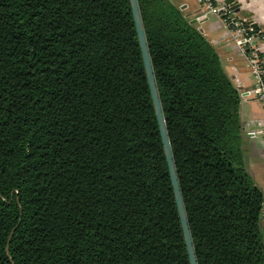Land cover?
Masks as SVG:
<instances>
[{
    "label": "trees",
    "instance_id": "16d2710c",
    "mask_svg": "<svg viewBox=\"0 0 264 264\" xmlns=\"http://www.w3.org/2000/svg\"><path fill=\"white\" fill-rule=\"evenodd\" d=\"M138 1L198 264H264L239 91ZM0 264H190L129 0H0Z\"/></svg>",
    "mask_w": 264,
    "mask_h": 264
},
{
    "label": "crops",
    "instance_id": "0c3cea01",
    "mask_svg": "<svg viewBox=\"0 0 264 264\" xmlns=\"http://www.w3.org/2000/svg\"><path fill=\"white\" fill-rule=\"evenodd\" d=\"M177 4L190 22L216 48L221 64L234 86L236 79L244 86L251 87L255 83L252 70L247 65V58L231 38L227 24L216 14L209 13L205 21H199L202 14L201 5L197 0H172ZM239 3L235 15L241 18H254L264 30V0H236ZM185 5V8L181 6ZM240 120L242 125L241 146L244 152L247 170L255 183L264 193V104L260 100L241 97ZM257 130L255 138H250L246 131ZM264 229V219L262 220Z\"/></svg>",
    "mask_w": 264,
    "mask_h": 264
},
{
    "label": "built area",
    "instance_id": "2783aa9c",
    "mask_svg": "<svg viewBox=\"0 0 264 264\" xmlns=\"http://www.w3.org/2000/svg\"><path fill=\"white\" fill-rule=\"evenodd\" d=\"M201 5L199 21H205L209 13L216 14L231 31V38L247 58V65L255 77L251 87H244L237 79L236 84L242 98L260 100L264 104V30L254 18L238 17L225 0H197ZM185 8V5L181 6ZM264 133V128L262 129ZM250 138H255L258 131L247 130ZM264 216V210H263Z\"/></svg>",
    "mask_w": 264,
    "mask_h": 264
},
{
    "label": "water",
    "instance_id": "95a60500",
    "mask_svg": "<svg viewBox=\"0 0 264 264\" xmlns=\"http://www.w3.org/2000/svg\"><path fill=\"white\" fill-rule=\"evenodd\" d=\"M132 14L134 18V23L136 27V32L138 36V41L142 53V58L144 62V67L148 79V84L151 92V97L154 105V110L159 126V131L161 135V140L164 148V153L166 157V161L169 168V173L171 177V182L173 185L174 195L176 199L177 209L179 218L181 221V226L183 229V235L185 239V244L187 247V252L189 255L190 264H198L196 250L193 243L192 233L189 226L188 216L186 212V207L183 199V194L181 191V186L178 178L176 163L174 159L172 144L168 132L166 117L164 114L162 101L159 93V88L154 72L153 62L151 58L149 43L144 27V22L142 18V13L138 0H129ZM226 4L230 5L232 9H237L239 7V3L236 0H225ZM264 219V216H262Z\"/></svg>",
    "mask_w": 264,
    "mask_h": 264
}]
</instances>
